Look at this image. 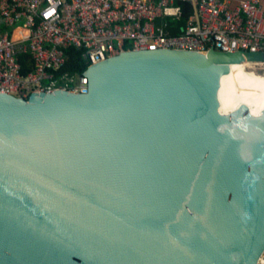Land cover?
Returning a JSON list of instances; mask_svg holds the SVG:
<instances>
[{
  "label": "water",
  "instance_id": "1",
  "mask_svg": "<svg viewBox=\"0 0 264 264\" xmlns=\"http://www.w3.org/2000/svg\"><path fill=\"white\" fill-rule=\"evenodd\" d=\"M263 53L125 51L84 94L0 93V264H259Z\"/></svg>",
  "mask_w": 264,
  "mask_h": 264
},
{
  "label": "built area",
  "instance_id": "2",
  "mask_svg": "<svg viewBox=\"0 0 264 264\" xmlns=\"http://www.w3.org/2000/svg\"><path fill=\"white\" fill-rule=\"evenodd\" d=\"M179 1L0 0V93H87L84 72L125 51L264 54L260 0L235 8L226 0H187L194 12L183 27ZM69 48L79 51L82 72H61ZM245 63L264 74V61Z\"/></svg>",
  "mask_w": 264,
  "mask_h": 264
},
{
  "label": "bare ground",
  "instance_id": "3",
  "mask_svg": "<svg viewBox=\"0 0 264 264\" xmlns=\"http://www.w3.org/2000/svg\"><path fill=\"white\" fill-rule=\"evenodd\" d=\"M248 67V63L238 65V72L242 74L240 101L250 106L254 115H259L264 109V74H257ZM259 264H264V255Z\"/></svg>",
  "mask_w": 264,
  "mask_h": 264
},
{
  "label": "trees",
  "instance_id": "4",
  "mask_svg": "<svg viewBox=\"0 0 264 264\" xmlns=\"http://www.w3.org/2000/svg\"><path fill=\"white\" fill-rule=\"evenodd\" d=\"M178 3L183 8V17L180 22V24L183 27L187 23L189 16L193 13L194 8L192 4L187 0H182L179 1ZM67 54H68V62L61 72H69V73L82 72L84 66L81 63L79 51H77L75 48H69L67 50Z\"/></svg>",
  "mask_w": 264,
  "mask_h": 264
},
{
  "label": "crops",
  "instance_id": "5",
  "mask_svg": "<svg viewBox=\"0 0 264 264\" xmlns=\"http://www.w3.org/2000/svg\"><path fill=\"white\" fill-rule=\"evenodd\" d=\"M226 1L229 3L231 8H235L236 6L239 5L240 1H242V0H226ZM260 3H261L263 10H264V0H260ZM193 12H194V10H193Z\"/></svg>",
  "mask_w": 264,
  "mask_h": 264
},
{
  "label": "rangeland",
  "instance_id": "6",
  "mask_svg": "<svg viewBox=\"0 0 264 264\" xmlns=\"http://www.w3.org/2000/svg\"><path fill=\"white\" fill-rule=\"evenodd\" d=\"M262 71H259V73H261ZM261 75V74H260Z\"/></svg>",
  "mask_w": 264,
  "mask_h": 264
}]
</instances>
